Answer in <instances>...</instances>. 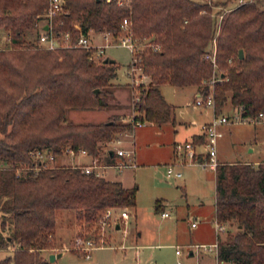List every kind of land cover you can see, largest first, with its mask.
Here are the masks:
<instances>
[{
	"label": "trees",
	"instance_id": "trees-1",
	"mask_svg": "<svg viewBox=\"0 0 264 264\" xmlns=\"http://www.w3.org/2000/svg\"><path fill=\"white\" fill-rule=\"evenodd\" d=\"M234 1L64 0V11L54 18L56 32L70 33L73 42L91 31L110 32L114 39L131 35L138 44L132 63L150 77L133 97L131 121L113 115L103 122L76 123L67 120L68 108L110 106L120 64L94 59L93 47L45 48L36 38L27 40L28 31H39L49 0H0V29L9 39L0 48V250L11 251L0 264H55L43 251L54 246L63 211L73 212L77 236L91 231L98 240L108 209L137 205L138 185L56 160L43 163L34 151L47 150L58 158L67 147L84 148L113 165L107 148L119 135L133 132L139 123L175 120V107L161 89L166 83L213 94L216 114L229 100L244 107L243 116L264 112V0L229 9L219 27L224 8L214 7ZM215 40L219 72L205 58ZM193 140L202 144L204 135ZM215 175L216 219L238 226L220 240L219 260L264 264V162L220 161Z\"/></svg>",
	"mask_w": 264,
	"mask_h": 264
},
{
	"label": "rangeland",
	"instance_id": "rangeland-1",
	"mask_svg": "<svg viewBox=\"0 0 264 264\" xmlns=\"http://www.w3.org/2000/svg\"><path fill=\"white\" fill-rule=\"evenodd\" d=\"M235 0L230 5H234ZM256 1V0H255ZM258 1V0H257ZM260 2V1H258ZM225 10V7L215 6L214 10ZM96 45L106 44L102 32L91 31L89 34ZM39 31H28L27 40L38 41ZM8 32L0 29V48L9 45ZM115 59L119 64L118 74L112 79L116 84L114 95L109 98L110 106L105 109L68 108L67 120L73 122H103L113 115H119L123 121H131L133 116L132 103L134 95H138L140 87L148 85L142 69L137 70L134 81L130 64L133 61L132 50L119 42H112L106 47L104 56L95 57ZM134 81V82H133ZM162 92L175 107V122L157 125L146 122L135 127L130 136L120 135L124 148H130L131 136H135V165L118 169L109 167L107 177L118 178L127 186L138 185L136 212L130 213L126 223L119 220L120 230L116 229L120 211L115 209L110 223L101 226L100 238L96 239L97 248H93L91 256L85 255V250L74 246L79 241L94 238L89 235L77 236L78 226L72 211L66 210L58 215L55 244L43 251L48 258L52 252L64 251L55 264H205L199 251L190 254V249H196V244H212L218 239L215 215L216 175L211 166L193 163L187 157H178L175 148L177 142H183L193 131L200 130L201 124L213 120L216 116L213 106H200L196 102L195 86H175L169 83L161 86ZM237 106L227 101L220 113L234 115ZM222 115V114H220ZM223 136L218 143V161L241 162L262 160L264 162V123L233 118L221 126ZM128 138V139H127ZM125 141H129L128 143ZM190 141V140H185ZM117 146V144H115ZM198 149L203 150L201 146ZM180 159L187 162L178 165L183 171L179 178L167 177L168 164ZM85 155L59 156L58 164H72L86 161ZM241 160V161H240ZM219 161V162H220ZM179 163V160L177 161ZM252 163V162H251ZM254 163V164H258ZM117 176V177H116ZM161 200L167 205L169 217H163L156 210V203ZM129 212L130 209L127 208ZM199 220V227L190 226L192 219ZM237 223H227L224 239L237 231ZM138 234V247H132L133 237ZM80 244V243H79ZM180 247L182 254H177ZM73 249V250H72ZM8 249L0 250V258L10 253ZM212 263L226 264L217 258V250L203 253Z\"/></svg>",
	"mask_w": 264,
	"mask_h": 264
},
{
	"label": "built area",
	"instance_id": "built-area-1",
	"mask_svg": "<svg viewBox=\"0 0 264 264\" xmlns=\"http://www.w3.org/2000/svg\"><path fill=\"white\" fill-rule=\"evenodd\" d=\"M247 1H254V0H238L233 6L229 5L225 7V10L222 14L218 15V25L220 27L221 21L223 19L224 13L228 11L231 8H235L236 6L246 3ZM64 0H49V7L45 14L42 16V19L38 22V28H39V37H38V44L45 48H56L61 46H68V45H74V46H80L85 48H96L97 51L94 54L95 57L104 56V53L106 51V47L110 45L112 42H121L122 44L128 46L132 52H133V60H136V50H137V43L132 39L131 35H122L118 39H114L112 37V34L110 32H102L103 37L107 40L106 44L96 45V43L93 42L90 35L81 33L77 41L73 42L71 39V34H60L56 32L54 28V18L56 15L62 13L64 11ZM45 25H48V29L45 28ZM78 28H81L79 24H76ZM123 28L126 29L129 26V20L125 19L123 22ZM219 29V28H218ZM217 42L214 41L212 47L209 49V51L205 54V58L208 60H211L213 62V65L215 66V70H218V63H217ZM94 57V56H93ZM131 67V73L133 74V77L137 76V70L141 69L136 64L132 63L130 65ZM219 72V70H218ZM217 76L220 75H214V77L210 80L211 83H214L218 78ZM222 76V75H221ZM137 79V77L134 79V81ZM221 79V77H220ZM133 81V82H134ZM207 82L206 80L204 81ZM198 105H205V106H213L215 108V99L213 97V94L200 95L196 100ZM244 110L243 106H240L237 108V113L234 115H225V114H217L213 120L208 121L204 124H202V132L204 135V142L202 144L196 143L194 140L190 141H183V142H177L175 144V148L178 151V157H187L192 162L200 163L203 166H211L212 168H215L218 164V143L219 139L223 136V131L221 129V126L225 123H228L233 118H240L243 120H249L253 122H259L264 121V112H260L257 116H243L242 112ZM141 124V123H139ZM117 142H121L122 140L120 138L116 139ZM203 147V150H199V147ZM133 149H127L124 147H118L116 149L117 154L120 157H127L131 155V162L126 160H121L118 163H115L112 166L117 167L118 169H122L127 166H134L135 161L133 159ZM64 154L66 155H72L77 156L80 154H89L88 151L84 148H79L78 150L74 149L73 147H67L64 151ZM63 154V155H64ZM33 155L35 159H39L41 162L45 163L50 160H57L56 156L48 152L47 150H36L33 152ZM73 166H81L83 171L86 173L96 172L97 175H101V171L99 170L101 167H107L109 165L103 164L100 162L98 158H94L93 162L91 164H81V163H72ZM167 177H181L183 175V171L181 169L176 168L174 163H171L168 165ZM163 216L169 215L168 211L162 212ZM114 217V211L112 209H108V211L105 214L104 220L102 222V226L110 223V220ZM123 220L127 223L130 219V212L127 210V208L122 209L120 211L119 217L116 218V220ZM197 221H193L192 225H196ZM216 228L218 231V235L221 232H224L227 229V225L224 222H220L216 219ZM219 242L220 239L218 237L217 241L212 244H196V250H204V251H213L214 249L217 250V258H218V248H219ZM80 243V244H79ZM78 245L74 246L76 249H83L85 250V255L87 257L91 256V251L93 248L101 247L97 246V242L93 238H87L85 240L79 241ZM176 252L178 254L182 253V249L180 247L177 248ZM219 259V258H218Z\"/></svg>",
	"mask_w": 264,
	"mask_h": 264
},
{
	"label": "crops",
	"instance_id": "crops-1",
	"mask_svg": "<svg viewBox=\"0 0 264 264\" xmlns=\"http://www.w3.org/2000/svg\"><path fill=\"white\" fill-rule=\"evenodd\" d=\"M92 38V37H91ZM93 40V39H92ZM146 77V79H148L147 81L148 82H150V77L149 76H145ZM196 87V86H195ZM196 90H197V97H196V99L200 96V92H199V89H198V87H196ZM200 106H205V105H200ZM214 111H215V109H214ZM215 114H216V111H215ZM219 114H223V113H219ZM217 115V114H216ZM175 120H176V117H175ZM175 120L173 121V122H175ZM209 121V120H208ZM208 121H205L204 123H206V122H208ZM211 121V120H210ZM146 123V122H145ZM152 123V122H151ZM204 123H202V124H204ZM255 123H264V121H259V122H255ZM202 124H201V127H200V130H196V131H193V132H191L190 134H189V136L188 137H186L185 139H184V141L185 140H193L195 137H197V136H199V135H203V132H202ZM140 125V124H139ZM135 132V129H134V131L133 132H127V133H123V134H126V135H128V136H130L131 135V133H134ZM122 135V134H121ZM119 138L121 139V137H120V135H119ZM128 139V138H127ZM220 140V139H219ZM125 142H129V141H125ZM130 148H127V149H133L134 151H133V159H134V161H135V156H134V152H135V148H134V146L132 147V144L133 145H135V136L133 135V136H131V139H130ZM115 144H117V146L115 145ZM110 148L108 149L107 148V150H108V152L109 153H111V151H114V153H113V158H115V163H118L119 161H121V160H126V161H129V162H131L132 160H131V155H129V156H127V157H120L118 154H117V152H116V149L118 148V147H124V143H123V141H121V142H117L116 140L115 141H113V142H111L110 143ZM200 150V149H199ZM112 154V153H111ZM81 155V154H80ZM83 155H85L86 157H88V159L86 160V161H77V162H75V163H81V164H91L92 162H93V160H94V156H92V155H90V154H83ZM102 157L104 158V155H102ZM99 159V158H98ZM179 160V163H177V161ZM185 161V160H184ZM183 160L181 161L180 159H178L177 158V160H174L173 162H171V163H174L175 164V166H180V165H185L187 162H184ZM220 161V160H219ZM241 161V160H240ZM260 161H262V160H260V159H258V160H255V161H243V162H252V163H258V162H260ZM221 162H224V161H221ZM101 163H103V164H105V161L102 159L101 160ZM114 163V164H115ZM171 163H169V164H171ZM193 163H195V162H193ZM113 164V165H114ZM168 164V165H169ZM109 167H115V166H112V165H109V166H107V167H101L99 170L101 171V175L102 176H105V177H107V172H108V168ZM127 167H131V166H127ZM117 168V167H116ZM125 168V167H124ZM123 169V168H122ZM178 169H180V168H178ZM214 170H215V168H214ZM183 176V175H182ZM181 176V177H182ZM117 177V176H116ZM108 178V177H107ZM175 178H179V177H175ZM110 179H117V180H120V179H118V178H110ZM122 181V180H121ZM123 182V181H122ZM124 183V182H123ZM127 186V185H126ZM157 202H159V204H160V207H159V209L157 208V203H156V210L157 211H161V215H162V212L163 211H167V205H166V203H163L161 200H158ZM136 212V207L135 208H132L131 209V212L130 213H133V212ZM215 215H216V195H215ZM163 216V215H162ZM170 216V213H169V215H167V216H163V217H169ZM193 221H197V224L196 225H192V222ZM199 220L198 219H196V218H194V219H192L191 221H190V226L191 227H193V228H198L199 227ZM226 225H227V223H226ZM116 229H118V230H120L119 228H116ZM225 231H227V229L225 230ZM224 231V232H225ZM223 236H224V234H223V232H221L219 235H218V237H219V239L220 240H223L224 238H223ZM138 234L137 235H135L134 237H133V240H134V242L131 244V246L132 247H138L139 246V244L137 243V241H138ZM195 251H197V253H198V250H196L195 248L194 249H190V254L191 255H195ZM207 252H210V251H204V250H200L199 251V254H200V257L201 258H203V260L205 261V264H216V263H212L211 261H210V259L209 258H206V256L203 254V253H207ZM178 254V253H177ZM180 254H182V253H180ZM64 255V253L62 254V256ZM57 260V259H56ZM222 261V260H221ZM224 262V261H223ZM226 263V262H225ZM136 264H141L139 261L136 263ZM226 264H228V263H226Z\"/></svg>",
	"mask_w": 264,
	"mask_h": 264
},
{
	"label": "water",
	"instance_id": "water-1",
	"mask_svg": "<svg viewBox=\"0 0 264 264\" xmlns=\"http://www.w3.org/2000/svg\"><path fill=\"white\" fill-rule=\"evenodd\" d=\"M45 28L48 29V25H45ZM244 55H245V53H244V49H240V50H239V57H240V58H243ZM106 59H107V60L110 59V61H112V62L115 61V59H111V58H106ZM95 91H96V92H99V89H96ZM111 153L113 154L114 151H111ZM116 228H120L119 220H118V223H117V225H116ZM63 253H64V251H60V252H58V253L52 252V253L49 254V260H50L51 262H55L56 259L59 258V257H61Z\"/></svg>",
	"mask_w": 264,
	"mask_h": 264
}]
</instances>
